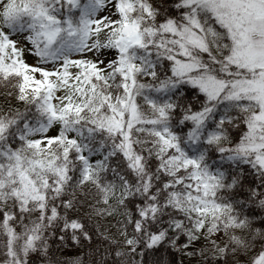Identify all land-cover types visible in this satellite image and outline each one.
<instances>
[{"label": "snow or ice", "instance_id": "snow-or-ice-1", "mask_svg": "<svg viewBox=\"0 0 264 264\" xmlns=\"http://www.w3.org/2000/svg\"><path fill=\"white\" fill-rule=\"evenodd\" d=\"M177 257L264 264V0H0V264Z\"/></svg>", "mask_w": 264, "mask_h": 264}, {"label": "trees", "instance_id": "trees-1", "mask_svg": "<svg viewBox=\"0 0 264 264\" xmlns=\"http://www.w3.org/2000/svg\"><path fill=\"white\" fill-rule=\"evenodd\" d=\"M76 254L77 253L75 252V250L71 248H67L62 253H58L57 255H59L61 259H65V258L74 257ZM83 254H84L83 252L80 253V255H83ZM177 261L179 264V257H177ZM184 264H187V261H184Z\"/></svg>", "mask_w": 264, "mask_h": 264}]
</instances>
